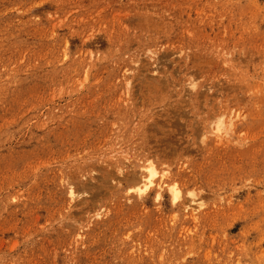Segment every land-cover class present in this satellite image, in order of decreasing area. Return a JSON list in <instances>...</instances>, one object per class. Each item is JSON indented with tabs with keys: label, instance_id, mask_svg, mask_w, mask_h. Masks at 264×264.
<instances>
[{
	"label": "rangeland",
	"instance_id": "rangeland-1",
	"mask_svg": "<svg viewBox=\"0 0 264 264\" xmlns=\"http://www.w3.org/2000/svg\"><path fill=\"white\" fill-rule=\"evenodd\" d=\"M0 264H264V0H0Z\"/></svg>",
	"mask_w": 264,
	"mask_h": 264
},
{
	"label": "bare ground",
	"instance_id": "bare-ground-1",
	"mask_svg": "<svg viewBox=\"0 0 264 264\" xmlns=\"http://www.w3.org/2000/svg\"><path fill=\"white\" fill-rule=\"evenodd\" d=\"M147 175H146V179L147 180V184H145V186H149L150 184H152L151 180L152 178L156 175L155 170L152 168V166H148L145 169ZM142 182V181H141ZM70 191V190H69ZM177 193L179 194V191H177V189L172 190V196L174 199H179V195H177ZM70 194L73 195V191H70Z\"/></svg>",
	"mask_w": 264,
	"mask_h": 264
},
{
	"label": "snow or ice",
	"instance_id": "snow-or-ice-1",
	"mask_svg": "<svg viewBox=\"0 0 264 264\" xmlns=\"http://www.w3.org/2000/svg\"><path fill=\"white\" fill-rule=\"evenodd\" d=\"M177 195H179V194L177 193Z\"/></svg>",
	"mask_w": 264,
	"mask_h": 264
}]
</instances>
